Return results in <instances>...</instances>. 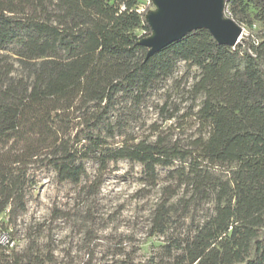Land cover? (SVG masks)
Returning a JSON list of instances; mask_svg holds the SVG:
<instances>
[{
    "label": "trees",
    "instance_id": "obj_1",
    "mask_svg": "<svg viewBox=\"0 0 264 264\" xmlns=\"http://www.w3.org/2000/svg\"><path fill=\"white\" fill-rule=\"evenodd\" d=\"M140 3L0 0V264H60L9 230L42 173L96 193L121 160L159 186L155 229H187L165 257L118 264H264V33L231 46L199 28L148 56ZM224 13L252 28L264 0Z\"/></svg>",
    "mask_w": 264,
    "mask_h": 264
},
{
    "label": "rangeland",
    "instance_id": "obj_2",
    "mask_svg": "<svg viewBox=\"0 0 264 264\" xmlns=\"http://www.w3.org/2000/svg\"><path fill=\"white\" fill-rule=\"evenodd\" d=\"M140 4L148 7L147 20L151 23L160 11L156 0H142ZM242 27L244 34L264 33L259 20L252 28ZM184 70L182 62L178 73ZM183 102L184 106L188 101ZM146 116L148 123L157 118L152 110ZM88 168L94 172L95 164L90 162ZM105 178L94 193V187L57 184L52 172L42 173L28 211L9 227L15 248L22 250L30 243L43 250L51 248L60 264H118L126 258L144 261L165 257V246L171 244L173 236L186 231L187 224L173 216L164 232L155 229L153 211L160 197L159 186L144 187L140 166L127 160L112 164ZM209 206L198 207L195 216L198 218ZM55 209L60 213L58 218L53 217Z\"/></svg>",
    "mask_w": 264,
    "mask_h": 264
},
{
    "label": "water",
    "instance_id": "obj_3",
    "mask_svg": "<svg viewBox=\"0 0 264 264\" xmlns=\"http://www.w3.org/2000/svg\"><path fill=\"white\" fill-rule=\"evenodd\" d=\"M160 9L152 17L154 33L141 43L148 56L189 32L206 28L222 44L235 46L243 40L244 29L224 13L225 0H156Z\"/></svg>",
    "mask_w": 264,
    "mask_h": 264
},
{
    "label": "built area",
    "instance_id": "obj_4",
    "mask_svg": "<svg viewBox=\"0 0 264 264\" xmlns=\"http://www.w3.org/2000/svg\"><path fill=\"white\" fill-rule=\"evenodd\" d=\"M144 8H145V6L144 5H142V4H140L139 5V8H138V11H143L144 10ZM2 240H5V238H2Z\"/></svg>",
    "mask_w": 264,
    "mask_h": 264
}]
</instances>
